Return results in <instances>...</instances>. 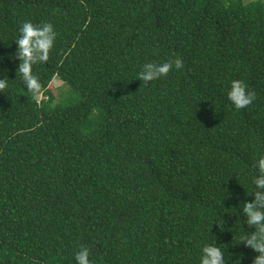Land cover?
Wrapping results in <instances>:
<instances>
[{"label": "trees", "instance_id": "1", "mask_svg": "<svg viewBox=\"0 0 264 264\" xmlns=\"http://www.w3.org/2000/svg\"><path fill=\"white\" fill-rule=\"evenodd\" d=\"M25 21L57 32L35 95L17 72ZM5 78L0 264H76L82 247L93 264H199L212 243L253 264L240 238L264 156V0H0ZM233 80L256 94L244 109Z\"/></svg>", "mask_w": 264, "mask_h": 264}, {"label": "clouds", "instance_id": "2", "mask_svg": "<svg viewBox=\"0 0 264 264\" xmlns=\"http://www.w3.org/2000/svg\"><path fill=\"white\" fill-rule=\"evenodd\" d=\"M56 40L57 32L51 23L34 25L30 21H25L19 28V36L15 43L18 46V59L21 63L17 72H19L26 89L34 95L39 93L40 84L32 72L33 66L49 60ZM183 67L184 63L179 57L159 63L147 62L137 73V79L144 84H149V82L167 76L170 71H179ZM7 86V78L0 80V93H3ZM255 99V92L249 91L243 81L233 80L230 82L227 100L237 110L248 107ZM255 167L258 175L253 178L254 189L250 192V194L254 193V199L245 201L243 208V214L247 217V225L254 227L255 231L242 235L240 243L258 253L253 264H264V156L258 158ZM200 252L199 264H226L225 250L216 243L202 246ZM89 256V249L82 247L75 253L76 264H93Z\"/></svg>", "mask_w": 264, "mask_h": 264}, {"label": "rangeland", "instance_id": "3", "mask_svg": "<svg viewBox=\"0 0 264 264\" xmlns=\"http://www.w3.org/2000/svg\"><path fill=\"white\" fill-rule=\"evenodd\" d=\"M248 1H252V0H248ZM50 88H51L53 94H55V92L57 93L58 90L60 93L62 90V83L57 81V80H54L53 83H51Z\"/></svg>", "mask_w": 264, "mask_h": 264}]
</instances>
